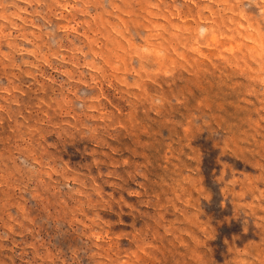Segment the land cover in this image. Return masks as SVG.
Instances as JSON below:
<instances>
[{
	"label": "rangeland",
	"instance_id": "1",
	"mask_svg": "<svg viewBox=\"0 0 264 264\" xmlns=\"http://www.w3.org/2000/svg\"><path fill=\"white\" fill-rule=\"evenodd\" d=\"M0 264H264V0H0Z\"/></svg>",
	"mask_w": 264,
	"mask_h": 264
}]
</instances>
